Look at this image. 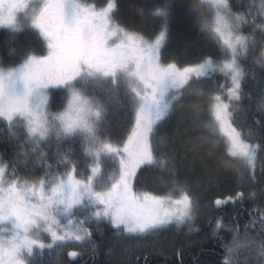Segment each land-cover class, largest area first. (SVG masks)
Masks as SVG:
<instances>
[{
  "label": "snow or ice",
  "instance_id": "1",
  "mask_svg": "<svg viewBox=\"0 0 264 264\" xmlns=\"http://www.w3.org/2000/svg\"><path fill=\"white\" fill-rule=\"evenodd\" d=\"M153 8L158 28L130 30L114 0H0V28L34 37L6 41L0 57V264H45V249L59 256L68 243L96 251L105 229L147 238L192 225L202 196L182 173L196 165L209 188L230 166L264 198V0ZM177 18L202 29L209 48L183 66L169 48ZM146 178L152 190L135 191ZM245 199L241 190L208 202L235 209L226 225H207L223 264H264V206L258 227H241Z\"/></svg>",
  "mask_w": 264,
  "mask_h": 264
},
{
  "label": "trees",
  "instance_id": "2",
  "mask_svg": "<svg viewBox=\"0 0 264 264\" xmlns=\"http://www.w3.org/2000/svg\"><path fill=\"white\" fill-rule=\"evenodd\" d=\"M90 2L97 5H105L108 0H90ZM115 3L120 5L119 17L122 22V26H127L130 30H136L140 28H158L159 21L152 17V13L155 11L153 5L155 3L162 2V0H114ZM191 3L192 0H187ZM206 14V13H205ZM188 20L193 23L197 22L198 18L195 16H189ZM29 40H34V37H27L25 35L19 36L13 43H9L10 38L7 36L0 35V57L7 59L9 47L5 46V42H8L10 47H18L22 44L27 43ZM170 50L176 55V58L181 62L183 66L185 61L196 60L198 55L203 54L209 50L205 47V37L203 30L200 28H192L189 26L188 21L177 18L172 22L171 33H170ZM249 80L251 78L249 77ZM253 85L250 83L246 85V90L251 91ZM56 111V109H52ZM193 115H201L197 110H193ZM120 118V114L113 116L114 121ZM251 120V117H249ZM195 131L199 132V129ZM34 163V161H33ZM31 166V165H30ZM202 168L199 165L194 166L190 170L183 172L182 177L186 176L189 183L194 182L193 177L200 175ZM223 174L220 178L221 187L218 190L210 188L208 194L202 196V208L204 215H202L195 223L188 226V229L183 231L181 236L177 235L176 247L173 251H150L145 254L139 255L131 264H194V259L198 264H223L224 256L222 252L225 251L223 245L217 246L213 243L215 239L212 237L213 228L208 227L209 221H215L217 218L223 217V223H228V217L232 216L235 209L230 204L225 208L214 210L209 207L208 202L211 201L214 204L217 198L225 199L229 196H235L237 193L235 177L233 175L230 166H223L221 169ZM146 186H138L135 191L144 192L151 191V179L146 178ZM257 192L255 200L247 198L250 194L246 193V199L243 205H237V208L242 209L240 226L242 227L245 223L256 218L257 227L259 222V207L264 206V198L259 196L260 185L254 186ZM158 193V192H157ZM156 193V194H157ZM161 194V193H159ZM212 194V195H211ZM214 195H220L217 198ZM189 227L197 228L199 231L195 233L189 232ZM219 231V230H217ZM225 231H219L221 239L225 235ZM251 234L255 235V231H250ZM113 233L108 229H105L104 237L101 239L98 235L94 236L93 239L100 245L99 249L95 252H82L76 253V258L69 257V252L63 255V264H115L108 261L104 255V244L105 238L112 235ZM231 239H228V244ZM74 253V252H73Z\"/></svg>",
  "mask_w": 264,
  "mask_h": 264
},
{
  "label": "rangeland",
  "instance_id": "3",
  "mask_svg": "<svg viewBox=\"0 0 264 264\" xmlns=\"http://www.w3.org/2000/svg\"><path fill=\"white\" fill-rule=\"evenodd\" d=\"M0 35L1 36H7L10 38L9 43H13V41L17 40L19 36H27L24 32L15 33L13 35H8L6 30L3 28H0ZM29 37V36H27ZM220 83H223V80H220ZM243 119V114H241L238 117V120ZM222 167L219 169V171L215 172V175L213 176V185L210 188H214V190H218L221 187L220 184V178H222L223 174L221 172ZM201 172L200 175H195L192 180V191L195 195H205L208 194V191L210 190L208 184H207V176L203 169L199 170ZM233 172V171H232ZM234 175V173H233ZM235 177V175H234ZM236 182V179H235ZM236 190L241 191L243 190L245 193L250 194L252 188H254L255 185H252L250 183L245 182L243 185H238L236 182ZM208 189L205 191V189ZM156 194V193H153ZM159 194V193H157ZM163 194V193H161ZM179 193H177V196ZM212 195V194H211ZM220 195H214L213 197L217 198ZM202 201L200 205V217L204 215V210L202 208ZM194 225V224H193ZM188 224L182 225L179 230L172 229L168 232L149 236L147 238H137L134 236H124V237H117L115 235H110L107 238H105V244H104V255L106 259L112 263L115 264H131L139 255L145 254L150 251H173V249L176 247V240H178L176 237L181 236L182 232L188 229ZM197 229V228H194ZM196 231H193L192 233H195ZM249 235H253L249 233ZM241 242H243L244 237H240ZM47 242V241H46ZM232 241H230L229 244H231ZM76 252H95L91 246V243H68L62 247L59 251V256H57L56 251H53L51 255L49 254V250H44V261L45 264L49 260L53 262V264H61L62 257L65 253H73ZM97 251V250H96ZM245 255L247 253L241 249L238 252V259L243 260ZM71 257V256H69Z\"/></svg>",
  "mask_w": 264,
  "mask_h": 264
},
{
  "label": "flooded vegetation",
  "instance_id": "4",
  "mask_svg": "<svg viewBox=\"0 0 264 264\" xmlns=\"http://www.w3.org/2000/svg\"><path fill=\"white\" fill-rule=\"evenodd\" d=\"M74 253H78V254H80V253H82V252H76V251H74ZM62 260H63V257H62ZM62 260H61V264L64 263V262L62 263Z\"/></svg>",
  "mask_w": 264,
  "mask_h": 264
}]
</instances>
